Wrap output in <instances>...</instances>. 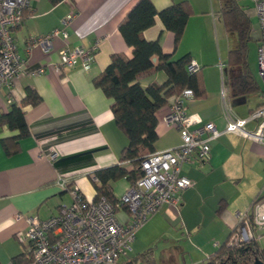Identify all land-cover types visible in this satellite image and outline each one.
<instances>
[{"label":"crops","instance_id":"0c3cea01","mask_svg":"<svg viewBox=\"0 0 264 264\" xmlns=\"http://www.w3.org/2000/svg\"><path fill=\"white\" fill-rule=\"evenodd\" d=\"M137 1L63 0L53 5L50 0H31L22 24L13 30L19 53L28 60V71L11 85L0 87V116L10 110L13 102L21 104L28 134L13 138L18 130L10 129L5 122L0 124L1 264H11L14 256L26 250L17 234L29 225L18 214L47 219L61 206L72 203L70 191L57 183L60 174L71 188L94 199L96 172L120 163L127 138L115 123L112 99L95 86L93 79L107 67L112 54L133 56L134 48L119 27ZM152 1L159 10L180 1L191 4L193 14L178 43L174 32L159 17L143 34L147 40H159L172 59L189 55L200 64L203 92L186 101L192 128L213 123L222 134L210 141L207 160L183 165L182 174L191 178L194 186L182 191L180 204H164L138 230L132 250L117 264H203L229 238L238 222L237 212L248 211L254 200L264 195V141L240 130L226 131L228 118H247L264 104V91L261 88L239 101L232 96L230 78L237 74L228 68L233 36L222 19L220 0ZM72 11L74 17L64 25ZM64 27L68 37L60 35L52 50H28L32 37ZM95 44L98 49L89 68H57L63 48H89ZM152 60L157 64L159 57L155 55ZM34 68L42 72L31 73ZM166 79V72L154 70L141 75L139 81L148 86ZM28 88L40 95L38 104H22ZM169 110L168 103L156 113V151L178 146L182 141L179 129L165 121ZM258 125L259 120L252 119L245 129L256 133ZM4 137L9 138L11 153L3 147ZM52 148L58 151L55 161L47 155ZM129 186L126 178L111 182L117 198ZM117 215L122 221L127 218L124 210ZM263 239L264 235L259 242Z\"/></svg>","mask_w":264,"mask_h":264},{"label":"built area","instance_id":"2783aa9c","mask_svg":"<svg viewBox=\"0 0 264 264\" xmlns=\"http://www.w3.org/2000/svg\"><path fill=\"white\" fill-rule=\"evenodd\" d=\"M30 1L0 0V87L11 85L15 78L28 71V60L20 55L13 30L22 24ZM252 1L261 30L258 69L264 80V0ZM74 15L75 12H70L64 19V25L70 24ZM60 35L68 37L65 27L34 36L29 41L28 50L41 47L48 52ZM97 49L98 44L89 48L65 47L60 51L56 66L59 69H71L79 65L89 68L95 60ZM200 69V64L191 60L189 72L195 73ZM41 72V68L31 70L36 75ZM194 96L193 89L186 88L170 99V110L165 121L179 129L181 143L149 154L141 164L144 175L130 185L116 202L105 196L98 200L88 199L78 189L71 188L67 178L60 174L57 183L62 189L70 191L73 197L71 204L61 206L58 213L47 219L18 214V218H25L29 225L25 232H18L17 237L32 255L30 264H117L132 250L138 230L164 204H180L182 191L194 186V181L182 174L183 165L192 160H207L211 153L210 141L222 134L213 123L192 128L193 118L187 112L186 101ZM252 119L259 120L256 133L245 129V125ZM236 130L264 141V104L247 118H228L226 131ZM47 155L55 161L58 151L52 148ZM120 210L127 212L125 221L117 215ZM237 220L228 241L230 247H248L255 240H260L264 233V195H259L248 211L237 212ZM256 258L259 257L252 256L245 261L253 264Z\"/></svg>","mask_w":264,"mask_h":264},{"label":"trees","instance_id":"16d2710c","mask_svg":"<svg viewBox=\"0 0 264 264\" xmlns=\"http://www.w3.org/2000/svg\"><path fill=\"white\" fill-rule=\"evenodd\" d=\"M61 1L63 0H50L53 5ZM220 1L222 19L234 41V46L229 50L228 68L237 71L230 78V87L232 96L239 101L261 90L248 64L252 25L250 15L238 1ZM192 14L193 8L188 1L176 2L159 10L152 0H138L121 22L120 31L127 43L134 48L133 56L128 58L119 53L112 54L110 63L93 82L112 99L114 120L126 136L127 144L120 153L119 164L96 172L94 177L97 180L93 179L97 191L95 200L105 196L116 202L117 197L111 190L112 181L126 178L132 185L144 175L142 161L156 152V127L159 122L157 111L186 88L193 89L195 95L203 92L201 69L195 73L189 72L188 65L192 60L189 55L172 59L163 51L159 40H147L143 34L159 17L165 27L174 32L175 41L178 43ZM155 55L159 57L157 64L152 60ZM154 70L166 72V81L143 86L139 81L140 76ZM40 101L41 97L36 90L28 88L22 104L36 105ZM2 122L10 129L18 130L19 133L13 138L19 139L28 134L25 112L17 102H13L10 110L0 116V124ZM8 139L4 137L1 142L4 149L11 153ZM263 235L264 233L261 236ZM229 238L203 264H247L245 259L252 256H258L264 262V247L260 246V240H255L248 247H230ZM31 261L32 255L25 250L24 253L14 256L11 264H30Z\"/></svg>","mask_w":264,"mask_h":264},{"label":"rangeland","instance_id":"374dc122","mask_svg":"<svg viewBox=\"0 0 264 264\" xmlns=\"http://www.w3.org/2000/svg\"><path fill=\"white\" fill-rule=\"evenodd\" d=\"M238 4L242 6L250 15L251 25H252V38L248 45V64L249 68L258 81L260 87L264 91V80L259 75L258 69V44L259 39L261 37V30L259 24V18L256 14L255 6L252 0H236ZM221 36V32H220ZM233 46V39L230 41ZM260 245H264V239L260 243Z\"/></svg>","mask_w":264,"mask_h":264},{"label":"water","instance_id":"95a60500","mask_svg":"<svg viewBox=\"0 0 264 264\" xmlns=\"http://www.w3.org/2000/svg\"><path fill=\"white\" fill-rule=\"evenodd\" d=\"M253 264H264V262L260 258H256Z\"/></svg>","mask_w":264,"mask_h":264}]
</instances>
